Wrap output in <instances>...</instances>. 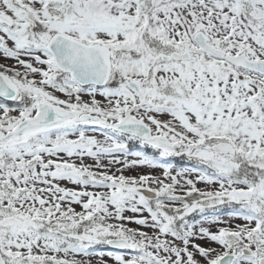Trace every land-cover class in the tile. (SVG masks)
<instances>
[{"label": "snow or ice", "instance_id": "obj_1", "mask_svg": "<svg viewBox=\"0 0 264 264\" xmlns=\"http://www.w3.org/2000/svg\"><path fill=\"white\" fill-rule=\"evenodd\" d=\"M0 264H264V0H0Z\"/></svg>", "mask_w": 264, "mask_h": 264}]
</instances>
